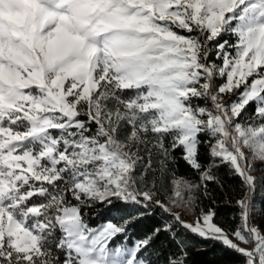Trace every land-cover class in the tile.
I'll return each instance as SVG.
<instances>
[{"label":"snow or ice","instance_id":"obj_1","mask_svg":"<svg viewBox=\"0 0 264 264\" xmlns=\"http://www.w3.org/2000/svg\"><path fill=\"white\" fill-rule=\"evenodd\" d=\"M210 249L264 264V0H0V264Z\"/></svg>","mask_w":264,"mask_h":264},{"label":"trees","instance_id":"obj_2","mask_svg":"<svg viewBox=\"0 0 264 264\" xmlns=\"http://www.w3.org/2000/svg\"><path fill=\"white\" fill-rule=\"evenodd\" d=\"M257 199H259V197H257ZM221 214H222V216H224V218H227V211L226 210L223 211ZM220 255H221V253L218 250H216V249H210L208 256H206V257H195L194 259H195V261L198 264V262L200 260H202V259L213 260V259H217L218 257H220Z\"/></svg>","mask_w":264,"mask_h":264},{"label":"rangeland","instance_id":"obj_3","mask_svg":"<svg viewBox=\"0 0 264 264\" xmlns=\"http://www.w3.org/2000/svg\"><path fill=\"white\" fill-rule=\"evenodd\" d=\"M226 99H227V97H226Z\"/></svg>","mask_w":264,"mask_h":264}]
</instances>
